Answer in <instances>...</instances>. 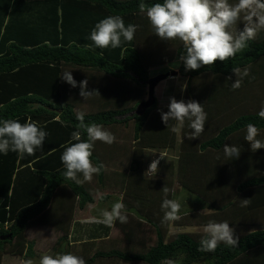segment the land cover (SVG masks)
<instances>
[{
	"label": "trees",
	"instance_id": "trees-1",
	"mask_svg": "<svg viewBox=\"0 0 264 264\" xmlns=\"http://www.w3.org/2000/svg\"><path fill=\"white\" fill-rule=\"evenodd\" d=\"M140 2L0 0V105L4 106L0 108V120L18 119L24 123L31 118L47 132L43 148L37 149L34 155L20 157L12 151L7 155L0 153V264L6 255L20 257L22 260L31 259L35 255V242L27 239L26 233L28 229L40 226L48 227L57 234L56 244L61 250L67 246V252L83 257L86 264H105L111 259L141 264H166L167 261L179 264H264V230L239 237L237 247H227L221 243L215 252L197 251L199 241L205 234L179 232L168 240L166 232L171 221L161 223L164 215L161 204L165 195L162 190L156 191L151 186L152 183L167 186L171 190L168 199H175L177 193L181 195L179 191L172 192L175 181L179 182L181 189L196 193L199 183H195L194 179L184 180L183 176L189 173L192 176V169L196 172L198 163L206 168L210 176H215L217 172L220 174L225 165H238L220 163L225 158V155H221L224 153L223 147L232 135L243 132L241 136L244 141L246 125L253 123L260 129L257 138L264 140L261 136L264 132V119L257 115L258 112H251V108L222 128L217 118L224 112L222 110L229 108L231 101L232 106L234 102L244 100V97L252 100L256 92L264 91V71H260L264 70V31L249 41L248 48L242 53L225 62L216 61L211 67L202 66L198 70L186 71L181 61L179 75L185 78L186 85L183 100L198 101L208 114L204 132L200 137L189 140L188 135L192 131L189 122L185 121L178 134L171 132L161 120L157 102L143 113H137L141 110L139 104L145 101L147 95L145 88L150 78L149 69L168 65L173 59H179L184 52L179 41H171L175 54L168 56L161 53L158 45L162 40L154 34L146 15L139 13ZM143 2L151 6L163 0ZM229 2L234 4L237 0ZM114 15H120L126 25L134 23L141 26L133 41L122 42L116 49L89 47L92 44L89 36L95 24ZM241 23L238 30H243V21L238 22V25ZM233 67H249L250 76L244 78L239 89L233 91L230 86L229 93L221 84L225 80L227 82L228 77L235 81ZM64 71H71L77 87L71 88L60 77ZM85 79L88 80V90H97L102 101L97 111L85 115V122H96L111 132L120 131L124 127V136H127L124 140L133 143V166L127 175L121 176H142L144 149H167L177 153L175 158H168L164 163V168L167 167L164 180L143 178L142 185L134 186H142L144 190L151 187L156 193L152 199L144 196L148 199L146 203L153 205L144 206L139 211L138 221L131 222L136 227L146 223L154 229L155 242L146 251L138 252L130 248L121 250V245L105 251L98 245L105 241H116L114 238L101 239V233L89 242L70 239L76 210H82L86 204L93 202L90 182L77 186L61 175L65 171L60 159L64 151L61 145L68 146L71 133L77 130L76 125L79 123L75 109L82 101L97 102V95L88 100L79 95V82ZM128 82L132 83V87H126ZM251 85L256 86L252 88ZM212 94L217 96V100ZM129 102L134 105H128ZM154 106L156 109H153ZM162 111L167 112L168 109ZM169 123L174 125L176 122L170 120ZM115 136L117 139L121 137ZM82 139H87L86 133H82ZM246 144L250 147L249 142L244 141L243 145ZM249 153L252 151L249 150ZM262 154L261 160L251 158L247 162L246 179L254 178L241 182V190H264V149ZM92 160L93 163L101 162L95 154V148ZM104 172L93 177L103 180ZM175 174L177 180L172 181ZM125 182L128 186L132 185L130 180ZM263 192L258 194L262 203ZM205 203L221 216L226 215L234 205L230 198L220 199L216 204L208 198ZM202 218L205 220L200 225H206L209 221L204 216ZM130 232L124 233L128 240L135 237L133 231ZM72 236L76 237L77 233ZM145 242L142 240L139 245L143 248Z\"/></svg>",
	"mask_w": 264,
	"mask_h": 264
},
{
	"label": "clouds",
	"instance_id": "clouds-1",
	"mask_svg": "<svg viewBox=\"0 0 264 264\" xmlns=\"http://www.w3.org/2000/svg\"><path fill=\"white\" fill-rule=\"evenodd\" d=\"M141 15H146L154 34L161 40L179 41L184 49L179 60L183 62L185 70H198L202 66L211 67L216 61L225 62L242 53L249 46V41L264 31V0H237L230 3L229 0H163L162 3H154L151 6L141 0L138 5ZM243 21V30H238V22ZM141 26L128 23L120 15L107 16L99 20L91 30L89 39L92 44L89 47L100 49L119 48L122 42H131L135 33ZM236 76L231 84L233 91L239 89L245 77L250 76V68L233 67ZM73 88L77 87L71 71H64L60 76ZM255 77H252L254 79ZM227 79H231L228 77ZM80 93L84 100L93 98L99 94L97 90H88V80L79 82ZM186 88L183 86L182 90ZM100 95V94H99ZM157 102V100H156ZM0 105V108H3ZM161 112V120L173 133H179L187 120L192 130L188 139H196L205 129L208 118L203 104L195 100H177L170 98L168 111ZM76 131L71 133L68 146L64 147L61 154V162L65 171L61 174L64 179L73 181L77 186L85 182H91L94 175L106 171L104 163H93V149L97 141L111 145L116 141L115 135L96 122H85L84 111H76ZM257 115L264 119V102ZM175 121L170 125L169 121ZM82 133H86L87 139H82ZM260 129L253 123L246 125L244 140L249 142L251 151L255 152L264 148V140L258 139ZM47 132L42 130L37 122L31 118L24 123L18 119L0 120V153L7 155L9 151L17 153L20 157L34 155L37 149H42ZM72 141H75L74 143ZM224 155L229 158H239L241 148L236 145H225ZM161 159L149 162L145 167V174L154 176L158 171ZM82 176V179L80 178ZM147 178L151 176H145ZM165 198L161 209L164 212L161 223L181 219V203L175 199H168L171 191L167 186L162 189ZM131 193V192H130ZM125 192L124 198L131 196ZM103 199V196L99 197ZM195 198V197H193ZM251 199L240 200L241 207H247ZM139 206V202H137ZM128 209L122 200H117L111 209H99L101 219L96 223L112 226L116 221L121 224L128 222ZM205 235L199 241V252H215L223 243L227 247H237L238 237L229 222H216L210 220L204 227ZM23 264H35L32 259H27ZM38 264H86L83 257L71 252H57L55 254H43Z\"/></svg>",
	"mask_w": 264,
	"mask_h": 264
},
{
	"label": "rangeland",
	"instance_id": "rangeland-1",
	"mask_svg": "<svg viewBox=\"0 0 264 264\" xmlns=\"http://www.w3.org/2000/svg\"><path fill=\"white\" fill-rule=\"evenodd\" d=\"M241 24H237V27H240ZM158 46L161 47V53L171 56L173 54H175V48L172 45L171 41H165L162 40L161 44H159ZM181 65V61L177 58L173 59L171 61V63H169L168 65H158V66H154L151 67L149 69V75L150 78L160 75V74H168L169 76L160 81L157 86L155 87V98L156 100H158L161 103H170V98L171 97H175L178 101L179 100H183V92L184 90H182L183 86L185 85V78L182 77L181 75H179V68ZM260 71H264L262 69H260ZM175 72V73H172ZM197 80H195L196 82ZM233 83V81L230 80H226L221 84L226 91H228L229 93L231 92L230 90V86ZM252 84V83H251ZM252 88L255 87L256 85H251ZM126 87H132V83L128 82L126 83ZM220 86L218 87V89L216 90V94L219 92ZM146 92H147V86L145 88ZM221 93V92H220ZM223 95V93H221ZM213 98L215 100H217V96L212 94ZM96 98V97H95ZM98 98V97H97ZM97 100V102L92 103L89 100L85 101L84 103L81 104V106L77 107V111H84L85 113H90V112H95L97 111L101 105H102V101ZM144 100H147V95L144 97ZM130 101V99H129ZM224 101H222L223 103ZM262 102H264V91H258L256 92L253 96H252V100H248L244 97V100H241L239 102H234L233 105L232 101L229 103V108L227 110H222L224 111L222 114H220V116H218L217 118L220 119V125L221 128L226 126L231 120H233L236 116H240L243 113H246L247 110H249V108H251V112H259L260 108H261V104ZM92 104V105H91ZM97 105V106H96ZM128 105H134L132 104V102H129ZM157 106V105H156ZM156 106L153 107V109H156ZM137 109V108H136ZM230 109V111H228ZM234 112V113H233ZM233 113L232 115H229ZM130 128V127H129ZM130 130V129H129ZM114 135H119L121 136L123 139L127 136H124V127L120 128V131L118 130V132H112ZM243 132H239L236 133L235 135H232L228 140H227V145H236L239 146L241 148V153L240 156L243 155L244 153H249L248 149H246L247 147L250 148L249 146L243 145L244 141L246 142V140L243 141V136L242 135ZM132 135V133L130 132V136ZM124 136V137H123ZM262 137H264V132L261 135ZM125 142L123 143L124 146H127V142L132 143L130 140H124ZM264 148H262L263 150ZM145 151L146 149H144V157H145ZM257 153V151H255ZM171 152H169V156ZM221 155H224L221 154ZM174 157H169V158H175ZM145 159V158H144ZM149 159V154H147V158L146 160ZM237 158H233V159H229L225 156L224 159H222L220 161V163H235L236 164V160ZM160 160V159H159ZM127 163V162H126ZM239 163V162H238ZM237 163V164H238ZM177 164V163H176ZM234 164V165H235ZM236 164V165H237ZM109 166V164H107V167ZM119 166H126V164H122ZM117 166V168L119 167ZM131 166H133V164L130 162V166H129V170L127 171V169L124 167H122L121 169H119V171H116L120 176H119V181H118V187H120L122 185V182L125 180H130V182L132 183L133 187L136 184H143V178L145 179H152L154 178V176H152L151 174H145L147 171L146 167L144 166V171L142 176H121L123 173L124 174H128L130 172V168ZM111 169H115L116 166H111ZM165 169V170H164ZM191 169V168H190ZM163 173L164 171L166 172L167 167H162ZM122 171H127V172H122ZM223 171V172H222ZM222 171L220 170V174L219 172L214 173L215 176H210L207 174L206 172V168L203 167L201 164L198 163V168L197 171L194 172V170L192 169V176H183V179H194L195 183H200V188L197 187V192L196 193H189L187 191L183 189L179 188H175V185H179L178 181H175L173 184V193L176 192H180L182 197L180 196L179 193L176 194L175 200H178L180 203L182 202L183 197L191 200L192 202L195 201L197 206L199 207H203L202 203L205 206H208V203H205V199H210L213 202L212 198L213 196H218L220 198H222L224 200L227 198H230V200H232L234 202V208L235 211L233 210L231 212V217L228 216H221L219 214L213 215V210L211 213H203V212H188V211H194L191 208V205L189 202L185 203V206H183V203H181L182 208L184 211H187V214H185V216H181V219L176 220V221H172L169 225V229L168 232H166L167 235V239L169 240L170 238L174 237L175 234L182 232V231H186V230H198V231H203V229H191L190 227L188 228H184V225H194V224H200L201 221L205 220L204 218H202L203 216L206 217V221H210L211 219L216 221V222H224L227 221L229 222V226L230 228L234 229V233L235 235L239 238L247 233L256 231V230H264V226H260V227H254L255 225H263L264 221V203L260 204L262 199L258 198V194L261 191H264L262 189H252L253 192H257L256 196L254 195V197H252L253 200H251V203L247 206V207H241L240 206V200L242 199H250L251 197H243L242 195H240L239 192H242L244 190H241L239 188V185L236 187L235 186V182L237 183H241L243 181H246V175L245 173H243L242 171H240L239 168L236 167V172H235V167L234 166H230V165H225L222 169ZM116 172H112L113 174H115ZM145 176H151V178H147ZM225 176H229L227 179ZM232 176H236L238 179L237 181L234 180V178ZM243 176V177H242ZM162 177V176H161ZM245 177V178H244ZM250 177V176H248ZM254 177L248 178L247 181H250L249 179H253ZM167 179L169 180V178L167 177ZM177 180L176 174L175 176H173V178H171L172 181ZM246 179V180H245ZM163 180V179H161ZM127 182H125V186H123V193L126 192L128 195L130 193V187L132 186H128L126 184ZM203 184L205 187H203ZM151 186L154 187V189L156 191H161L164 187V184L161 185H156L155 183H152ZM160 190H158L159 188ZM109 188H115V187H109ZM227 188H230L229 190ZM119 191H121V188H118ZM138 191H134L131 192L130 194H136L138 198L142 199L144 198L143 195L138 196V194H142L143 193V187L140 186L138 188ZM95 191V190H93ZM112 192H114L111 195V200L112 202L117 200L116 197V193L114 190H110ZM237 192V193H236ZM264 194V192H263ZM158 195V194H157ZM240 195V196H239ZM93 196V195H92ZM264 196V195H263ZM195 197V198H193ZM129 198L131 200L132 197L129 196ZM94 199V197H93ZM149 199V198H148ZM151 201V200H150ZM106 203H108L107 201L104 202H100L98 203V205L92 207L90 209V212L88 211V213L90 214H97V212L99 213V209H106L108 206V210L109 208H111L112 204L110 203L109 205H107ZM151 204V203H150ZM150 207V206H148ZM86 210H89L85 207ZM126 209H128V213L131 215V217H135L138 219L140 213L139 211L144 209V205L141 206H137L136 208H131L130 206L126 207ZM261 209V210H260ZM260 210V211H259ZM127 213V214H128ZM192 213V214H190ZM245 213V215H244ZM99 215V214H98ZM259 216V217H258ZM258 219V220H257ZM262 219V220H260ZM173 224V225H172ZM116 227L113 228V234L111 236V238L116 241V242H103L98 246H101L100 248L103 250H109V249H116L119 248V245H121V250H128L133 249L134 251H146L148 247H151L154 242H155V231L152 227H150L148 224L144 223L141 225V227H136L133 224H131V222L129 221V223L121 225L120 226V222L117 221L114 224ZM253 225V226H252ZM123 228V230H121ZM133 231V233L135 234V237H132V239H127L124 236V233ZM131 233V232H130ZM27 239L29 240H34L35 245H34V251H35V255L33 257H31V259L35 262V264H38L40 257L45 254H55L57 252H59V250H61V248H59V245L56 244V240H57V234L54 233L52 230H49V228L45 227V226H40V227H35V228H30L27 230ZM145 240L146 242L144 243V247L142 248L139 244L140 241ZM136 245V246H135ZM65 246V245H64ZM62 247V246H60ZM67 246L63 247L61 251L63 252H67L66 249ZM92 255V252L89 253V256ZM22 259V258H21ZM18 261L19 259L17 257H11L9 255H6L3 257V261L2 264H6L8 262H14L15 264H17L16 261ZM27 260V259H25ZM22 260V263L25 261ZM105 263V262H104ZM105 264H141V263H125L122 261H119L117 259H111L110 261H106ZM166 264H179L178 262L175 261H167ZM203 264V263H201Z\"/></svg>",
	"mask_w": 264,
	"mask_h": 264
},
{
	"label": "crops",
	"instance_id": "crops-1",
	"mask_svg": "<svg viewBox=\"0 0 264 264\" xmlns=\"http://www.w3.org/2000/svg\"><path fill=\"white\" fill-rule=\"evenodd\" d=\"M71 88H73V87L71 86ZM98 96H99V94H97L96 98ZM97 99L101 100L100 97H98ZM168 102L167 103H161L157 100V110L168 109V104H169ZM82 103H84V102L83 101L80 102L78 104V106H81ZM77 107L75 109V112L77 111ZM90 113H93V112H90ZM86 114H89V113H86ZM115 142L111 145H107V144L100 142V141H97L95 143V146H94L95 154L99 157L100 161L105 164L107 170L104 172L105 178L103 180H99L97 177H93V179L91 180L90 184H91L92 188L90 187V189H92L91 192H92L94 199H93L92 203H88L85 206L89 210H86L85 208L82 210H76L75 215H74V221L72 224V231H71V235H70L71 240L77 239L80 242L81 241L82 242H89V241L94 240V237L98 233H101V236H102L101 239H103V240H108L111 238V236L113 234V228H115L116 226L113 225V227L112 226L110 227L107 225L98 224V223H96V221H97L96 219H101L100 215H98L99 213L97 212V214H95V215L88 213V211L90 212V209L92 207L98 205V203H100V202L107 201L108 202V203H106L107 205H109L110 203L113 204L115 202V201L112 202V200H111V195L114 192H112L110 190L115 191L117 200H122V202L126 205V207L130 206L131 208H136L137 202H139V206H141V205H144V206L153 205L152 203L151 204L146 203V201H148V199H146V198L140 199L137 197L136 194L131 195L133 200H131L129 197L124 198L125 192L123 193L122 188H123V186H125L124 185L125 183L122 182V185L120 187H118V181H119L120 175L116 171H119V169H121L122 167H124V169L126 168L127 171L129 170L128 168L130 166L132 152H133L134 147H133V143H129V142H127V146L125 147L123 144L125 141L121 137H120V139L116 138ZM246 149H248V151L249 150L251 151V148L247 147ZM169 152H171L170 156H169ZM259 152L260 153L257 152L258 153L257 154L256 152L252 151V153H244L243 155L239 156V158L236 159L237 160L236 163H238V162L239 163L237 166H235V169L237 167L240 169V171H242L243 173L246 174V164L249 161V159L253 158L255 160H257V159L261 160L263 158V154H262L263 150L259 149ZM147 154H149V159L146 160ZM176 155H177L176 151H170L167 149L166 150H150V149H147L145 151V159L143 160V168L149 162H152L153 160L161 159V161L158 165V171L156 172L154 178L151 179V181H154V180L160 181L161 179L164 180V173H163L162 167H164V163L167 162L169 157H171V156L174 157ZM107 164H109L108 167H107ZM122 164H126V166H119ZM110 165L116 166V168L111 169ZM117 166H119V167L117 168ZM127 171H122V172H127ZM112 172H116V173L113 174ZM225 177L227 179L229 176H225ZM232 177L234 178V180L237 181L238 178L236 176H232ZM245 177H247V176H245ZM165 181H166V183H168V181L166 179H165ZM239 184L240 183L235 182L236 187ZM109 187H115V188H109ZM203 187H205L204 184H203ZM118 188H121L120 189L121 191H119ZM175 188H179V185H175ZM198 188H200V183H199ZM129 189H131L130 192H133V193H134V191L139 190L138 187H133V186H131ZM227 189L229 190L230 188H227ZM93 190H95V191H93ZM143 190H144V188H143ZM172 190H173V187H172ZM239 193L243 197H251L250 199L253 200L252 197H254V195H256L257 192L253 193V190L248 189L247 191H243V192H239ZM141 195L147 196V198L149 197L150 199H152V198H154L156 193L152 190L151 187H147V188H145V190L143 191L142 194H138V196H141ZM100 196H103V199H100L99 198ZM180 196L182 197V195H180ZM220 199H222V198L218 197L217 195L213 196V198H212V200L215 204H216V202H220ZM186 202H189L192 210H194V211H188V212H203L204 214L212 212V211H210L211 209L208 206H205L203 203H202L203 207H200V206L198 207L195 201L192 202L191 200H188V199L183 197L182 202H181V203H183V206H185ZM260 204H263V203L260 202ZM232 207H231V209H229L227 211V214L225 216L231 217V212L233 210L235 211V208H232ZM107 208H108V206H107ZM110 209L111 208H109V210ZM185 214H187V211H184L183 208L181 207V211H180L179 215L185 216ZM190 214H192V213H190ZM216 214H217V212L213 211L212 215H216ZM244 215H245V213H244ZM135 220L138 221L137 218L131 217V215L128 213V222L127 223H129V221L132 222ZM260 220H262V219H260ZM263 221H264V219H263ZM127 223H124V224L127 225ZM124 224L120 223V226L124 225ZM141 225H138V227H141ZM204 226L205 225L194 224V225H184V228L190 227L191 229H198V228L203 229ZM260 226H264V223H263V225H255L254 227H260ZM121 230H123V228ZM97 231H99V232H97ZM182 232H191V233L196 232L198 234H205L203 231H198V230H186V231H182ZM73 233H77V236L73 237L72 236ZM81 235H83V236H81ZM17 258L19 260L18 261L15 260V261L17 262V264H21L22 259L20 257H17ZM6 264H15V263L14 262H8Z\"/></svg>",
	"mask_w": 264,
	"mask_h": 264
},
{
	"label": "water",
	"instance_id": "water-1",
	"mask_svg": "<svg viewBox=\"0 0 264 264\" xmlns=\"http://www.w3.org/2000/svg\"><path fill=\"white\" fill-rule=\"evenodd\" d=\"M175 73V72H172ZM169 75L168 74H160L154 77H151L147 81V100L143 101L142 103L139 104V107L141 110H138L137 113L141 114L143 111L151 106H153L156 103V98H155V87L157 84L166 79Z\"/></svg>",
	"mask_w": 264,
	"mask_h": 264
}]
</instances>
